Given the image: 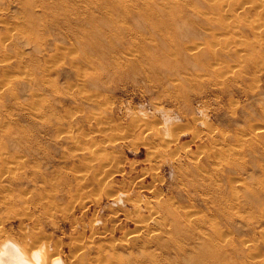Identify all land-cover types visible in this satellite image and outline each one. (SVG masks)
Listing matches in <instances>:
<instances>
[{"label":"rangeland","instance_id":"rangeland-1","mask_svg":"<svg viewBox=\"0 0 264 264\" xmlns=\"http://www.w3.org/2000/svg\"><path fill=\"white\" fill-rule=\"evenodd\" d=\"M216 1L0 0V240L264 264V0Z\"/></svg>","mask_w":264,"mask_h":264},{"label":"bare ground","instance_id":"bare-ground-1","mask_svg":"<svg viewBox=\"0 0 264 264\" xmlns=\"http://www.w3.org/2000/svg\"><path fill=\"white\" fill-rule=\"evenodd\" d=\"M218 1H216V2H218ZM221 2L222 1H220V3ZM257 2H258V0H257ZM220 3H219V5H220ZM256 22L258 23V21H256ZM256 22H255V24H256ZM230 43H232V42H230ZM195 44L196 43H194V45ZM189 46L192 47L193 45L191 44ZM190 47H187V49L190 48ZM255 131H257V129ZM257 133H256V135H257ZM258 134H260V133H258ZM190 215H192V214H190ZM263 215H264V213H263ZM23 227L21 229H23ZM10 236L9 237H4L3 239L0 240V264H54V262L57 259H59L58 256H57V254L56 255L49 254V251H48V253H46L45 250H44V245L42 243L36 244V243H30V241H29L30 244L23 245V243H22V245H21L16 240H14L13 238H11ZM25 242H27V240ZM69 254H72V253H69Z\"/></svg>","mask_w":264,"mask_h":264},{"label":"clouds","instance_id":"clouds-1","mask_svg":"<svg viewBox=\"0 0 264 264\" xmlns=\"http://www.w3.org/2000/svg\"><path fill=\"white\" fill-rule=\"evenodd\" d=\"M177 122H179V118L177 119ZM54 264H64L62 259H57Z\"/></svg>","mask_w":264,"mask_h":264}]
</instances>
